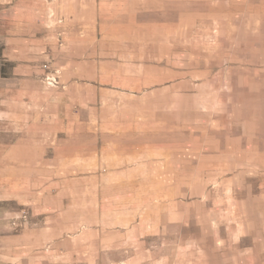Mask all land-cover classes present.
<instances>
[{"label":"rangeland","instance_id":"rangeland-1","mask_svg":"<svg viewBox=\"0 0 264 264\" xmlns=\"http://www.w3.org/2000/svg\"><path fill=\"white\" fill-rule=\"evenodd\" d=\"M12 3L0 264H264V0Z\"/></svg>","mask_w":264,"mask_h":264},{"label":"crops","instance_id":"crops-1","mask_svg":"<svg viewBox=\"0 0 264 264\" xmlns=\"http://www.w3.org/2000/svg\"><path fill=\"white\" fill-rule=\"evenodd\" d=\"M21 2V1H20ZM8 26L1 35L2 55L10 63H38L53 37L44 28L29 26L26 11L13 3L8 13Z\"/></svg>","mask_w":264,"mask_h":264},{"label":"built area","instance_id":"built-area-1","mask_svg":"<svg viewBox=\"0 0 264 264\" xmlns=\"http://www.w3.org/2000/svg\"><path fill=\"white\" fill-rule=\"evenodd\" d=\"M49 66L46 65V68H48ZM56 71L55 72H49L46 76H45V80L47 81L48 84H55L58 83V78L56 75Z\"/></svg>","mask_w":264,"mask_h":264}]
</instances>
